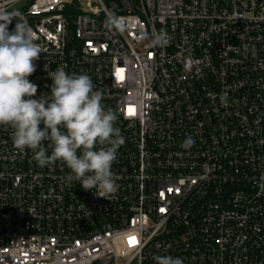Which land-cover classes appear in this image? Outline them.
<instances>
[{
    "label": "built area",
    "instance_id": "obj_1",
    "mask_svg": "<svg viewBox=\"0 0 264 264\" xmlns=\"http://www.w3.org/2000/svg\"><path fill=\"white\" fill-rule=\"evenodd\" d=\"M0 8L19 14L9 32L26 21L42 49L34 98L50 91L48 72L86 73L125 139L107 200L69 187L59 161L39 167L0 127V264H264V0ZM160 33L167 42L154 44Z\"/></svg>",
    "mask_w": 264,
    "mask_h": 264
},
{
    "label": "clouds",
    "instance_id": "obj_2",
    "mask_svg": "<svg viewBox=\"0 0 264 264\" xmlns=\"http://www.w3.org/2000/svg\"><path fill=\"white\" fill-rule=\"evenodd\" d=\"M15 15L19 14L0 8V127L12 130L15 149L30 151L39 167L59 161L70 170L65 176L69 187L78 182L84 190L95 188L97 196L108 200L119 191V177L112 167L125 142L116 126L117 112L105 107L103 90L96 88L88 74H69L63 67L48 72L50 91L34 98L38 85L29 77L36 71L35 61L42 49L26 21H19L13 31H8ZM107 23L124 30L115 15H110ZM166 42L165 33L153 40L159 45ZM193 144L188 137L182 147ZM153 260L155 264H184L181 257L171 255H155Z\"/></svg>",
    "mask_w": 264,
    "mask_h": 264
},
{
    "label": "snow or ice",
    "instance_id": "obj_3",
    "mask_svg": "<svg viewBox=\"0 0 264 264\" xmlns=\"http://www.w3.org/2000/svg\"><path fill=\"white\" fill-rule=\"evenodd\" d=\"M129 243L130 244H134L135 243V238L134 237L133 238H130Z\"/></svg>",
    "mask_w": 264,
    "mask_h": 264
}]
</instances>
